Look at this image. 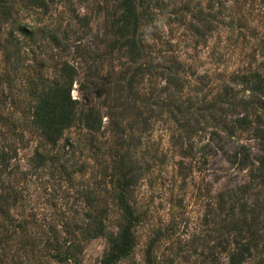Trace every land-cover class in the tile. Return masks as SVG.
<instances>
[{
	"label": "rangeland",
	"instance_id": "obj_1",
	"mask_svg": "<svg viewBox=\"0 0 264 264\" xmlns=\"http://www.w3.org/2000/svg\"><path fill=\"white\" fill-rule=\"evenodd\" d=\"M8 1L0 14V194L10 184L17 196L0 210V264H102L105 236L82 237L62 258L49 242L56 233L68 243L95 211L117 230L121 211L104 177L114 141L132 146L130 202L140 212L134 244L114 264H228L238 228L248 232L249 204L264 192V96L246 80L264 72V0H145L140 32L153 68L134 103L114 80L127 57L107 51L121 0ZM65 62L76 68L68 83ZM56 86L70 88L77 110L99 109L98 131L77 119L55 144L42 138L28 120ZM237 197L246 211L229 209ZM254 213L264 246V212Z\"/></svg>",
	"mask_w": 264,
	"mask_h": 264
},
{
	"label": "trees",
	"instance_id": "obj_2",
	"mask_svg": "<svg viewBox=\"0 0 264 264\" xmlns=\"http://www.w3.org/2000/svg\"><path fill=\"white\" fill-rule=\"evenodd\" d=\"M26 1L36 6L45 5L47 2L46 0ZM144 1L145 0H121L120 10L118 12L117 10L113 11L112 17L108 22V25L111 26L110 30L113 35L108 40V53L116 51L124 57H127V60L121 64V68L115 71L116 77L114 80L116 85L126 89V95H130L131 100H134L132 103L138 99L137 96L139 91L136 89V85L139 83L142 73L144 71L150 73V70L153 68L150 62L151 59H145V55H149L150 52L149 50L145 52L147 47H145L144 44L146 46H148V44L144 43L142 32H140L144 17ZM7 3H9L8 0H0V14L7 11ZM148 61L151 65L148 64ZM158 65L162 67V70H158L161 71L160 75L165 72L166 79L171 80V66L163 63ZM60 69L63 76L65 70L68 73L67 77L69 78L66 82H72L74 79L72 76L75 75L76 68L65 62L61 65ZM154 69L158 72L156 67H154ZM156 72L152 71L151 73ZM243 77L245 78V76ZM246 80L251 83L250 87L252 90L261 91L264 96V72H251L250 77H247ZM94 85L97 86L98 83L94 82L93 86ZM109 86L111 85L107 84V89ZM56 87H47L48 89L40 95L39 100L34 104L31 116L28 120L31 126L39 128L42 138L48 143L55 144L61 136L62 131L72 125L74 120L77 119L79 122H82L86 128L92 131H98L101 127L99 109L90 105L89 107H81L77 110L78 100L70 96V88L68 87L65 89L63 87H57L61 89L57 92ZM164 103L166 107H170L168 111L171 115V102ZM261 106L264 109V99H261ZM111 111L112 112H109L108 115L118 119L116 111L112 109ZM113 123L118 122L114 121ZM114 126L117 127V129L120 128V124H114ZM118 133H120V131H118ZM118 133L117 136L120 135ZM122 144L123 142L114 141V147L110 148L109 171L104 173V177L107 179L105 182L108 183L109 186L107 191L111 195V198L115 199L121 211V220L117 224V230H106L102 218L98 215L101 212L95 211V214L90 218L91 221H87L86 226L78 231L79 235H75L73 232V236L69 237L68 243L65 244L63 242V237L62 239H58L56 233L52 234L49 243L54 245L53 248L55 252L53 256L60 258H62V255L71 256L74 254V250L79 246L78 243L82 240V237L102 235L105 236L107 240V249L102 256V264H114L122 256L127 254L133 246V228L138 224L140 217V212L137 211L136 206L130 202L132 187L137 175V166L135 163L136 161L133 159L134 154L131 153L132 146H129L128 142V144L124 143L125 148H123ZM0 155L1 159H6L4 151H1ZM40 158L41 157H38V159ZM98 161L101 162L100 160ZM242 162H246V159L243 158ZM257 169L260 170V174H262L258 183L264 187V155L260 156ZM2 174V169L0 167V176ZM5 187L4 194H0V210L3 212L9 207V200L15 199L17 196L16 189H14L12 185L6 184ZM262 195L261 199L258 200V196H256L253 202L249 204L250 206L253 204L250 210L251 214L244 217V219L249 218V220H244L249 222V225L247 224L248 232L245 234L242 228H238L237 232L240 233L239 238L236 237L234 245L228 250V264H264V258H260V255L264 257V246L256 241L257 230L255 227H252L253 220L257 218V214L254 213L256 209L264 212V192ZM103 198L104 197L98 196L94 197L95 203L99 204L100 200ZM236 203L241 205L239 208L241 211H246V208H248L245 201L242 199L241 202L240 197H237L236 200L234 198V201L229 205V209L233 210L235 208L234 204ZM243 234L245 235L243 236ZM62 245H65L64 248L61 247ZM251 257L255 258L250 260Z\"/></svg>",
	"mask_w": 264,
	"mask_h": 264
}]
</instances>
